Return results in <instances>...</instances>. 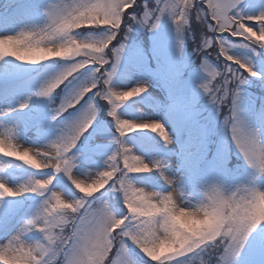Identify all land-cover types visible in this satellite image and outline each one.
Listing matches in <instances>:
<instances>
[{
  "label": "snow or ice",
  "instance_id": "6c2138e0",
  "mask_svg": "<svg viewBox=\"0 0 264 264\" xmlns=\"http://www.w3.org/2000/svg\"><path fill=\"white\" fill-rule=\"evenodd\" d=\"M250 7L257 5L245 0H155V7L151 0L142 6L139 0H9L0 11V264H137L133 248L142 254L140 264H251L242 259L245 253L264 256V220L241 217H225L211 235L151 254L149 233L157 224L164 230L157 217L174 205L173 191L187 197L186 206H193V198L179 179L167 174L164 160L145 159L126 140L149 130L164 145L172 142L161 120L141 118L145 106L156 107L149 89L159 82L169 94L163 108L194 102L201 93L217 111L230 104L224 125L236 149L249 159L241 146L245 127L239 101L248 77L264 81V71L254 70L253 64V58L264 61V0H258L256 12ZM165 17L175 33V58L151 64L141 53L122 81L133 73L142 78L117 86L123 55L139 51L130 33L134 28L157 32ZM189 38L199 62L195 70L185 53ZM21 44L76 47L68 55L56 51L32 61L13 47ZM235 49L252 56H239ZM25 64L40 66L39 80L21 100L25 81L19 66ZM58 89L64 95L55 103ZM33 98L48 102L49 123L58 121L54 127L34 119L29 111ZM94 101L106 109L107 125L97 121ZM129 101L136 118L121 111ZM27 132L33 139L26 144L22 133ZM108 144L115 148L104 154L102 166L92 167ZM255 163L264 164V148ZM14 167L31 171L21 180ZM151 173L158 174L164 189L151 186L153 178L146 175ZM227 175L221 164L209 178L212 206H231L222 195ZM134 196L153 205L151 218L130 207ZM229 221L241 234L242 247L232 242L225 227Z\"/></svg>",
  "mask_w": 264,
  "mask_h": 264
},
{
  "label": "rangeland",
  "instance_id": "374dc122",
  "mask_svg": "<svg viewBox=\"0 0 264 264\" xmlns=\"http://www.w3.org/2000/svg\"><path fill=\"white\" fill-rule=\"evenodd\" d=\"M8 2L9 0H0V11L4 10ZM139 3L142 6L144 0H139ZM151 3L155 7V0H151ZM245 3L257 5V7H250L249 11L256 12L258 10V0H245ZM130 39L135 41L139 51H126L123 55L121 65L118 68V74L114 80L119 87L131 86L137 79L142 78L139 73H133L129 78L122 81V76L128 69L136 65L139 54L142 53L151 64H156L157 62L165 64L175 58V33L173 25L168 21L167 17L163 19L157 32L134 28L130 33ZM234 51L242 57L252 56L251 52L246 49H235ZM185 53L192 61V69L195 70L199 62L195 59V54L192 50H187L186 40ZM212 57L214 56L212 55ZM253 64L254 70L264 71V61L253 58ZM0 67H3V65L0 64ZM12 67L15 66L13 65ZM19 67L20 71L24 74L22 79L25 81L23 91L19 95V99L22 100L38 82L39 78L36 77V70L40 66L25 64ZM32 77H35V79H32ZM245 85L249 90L252 89V92L248 90L243 93L242 90V99L239 101V118L243 121L245 128L258 130L261 142L264 143V96L255 95V93L262 95L260 92L264 91V81L255 77H248V83ZM149 92L155 98L156 107L145 106L141 118L150 117L161 120L168 128L172 136V142L164 145L160 138L149 130L134 132L137 135L134 137L129 135L126 137V140L130 145H135L136 151L139 154L144 156L145 159L159 158L164 160L166 162L167 174L173 177L174 180L179 179L181 181L179 186L184 187L193 199L198 196V189L201 185L209 182L210 176L218 165L222 164L225 170L230 165L234 168L233 173L229 175V179L226 178L224 180L228 184L240 182L248 175L249 170L245 167L246 165L239 151L231 142L230 133H228L224 125L225 117L231 115L229 112L230 104L224 105L217 111L215 107L208 103L207 97L201 93L194 102L185 100L179 105L163 108L160 106L167 104L169 96L164 87L159 82H156L149 89ZM63 95V91L58 89L53 94L54 102L59 103ZM94 103L97 106V121L107 125L109 118L107 117L106 109L103 113L104 118L102 119L101 112L99 111L100 108L103 110V107L100 105L101 102L94 101ZM131 103L132 101H129L121 111L131 118H136L139 114L135 111V108L128 107ZM29 111H32L35 120L44 123L49 128L54 127V124L58 123V121L49 123L48 102L46 100L38 101L33 98ZM107 135L108 133H105V136ZM22 137V142L26 144L30 143L33 139V133H22ZM212 143H215L217 147L214 155L207 161L205 157L208 155ZM114 148V144L104 146L102 154L94 157L95 162L91 166H102L104 154L112 151ZM237 161H243L245 166L240 165ZM12 171L19 179L23 180L27 178L31 170L23 167H14ZM146 175L153 178L152 187L159 190L165 188L158 174L151 173ZM261 186L264 187V182H261ZM28 203H31V201H28ZM110 203L115 207L113 200L110 199ZM137 253L138 249L133 248L131 255L136 259L137 264H140L142 254L137 255ZM242 259L250 260L251 264H261L264 261V256L257 253L249 257L245 253ZM197 264H200L199 260H197Z\"/></svg>",
  "mask_w": 264,
  "mask_h": 264
},
{
  "label": "clouds",
  "instance_id": "9594fccd",
  "mask_svg": "<svg viewBox=\"0 0 264 264\" xmlns=\"http://www.w3.org/2000/svg\"><path fill=\"white\" fill-rule=\"evenodd\" d=\"M197 0H191L195 3ZM19 55L27 59L36 61L41 57L49 55L51 52L60 51L62 55H68L74 48L55 47L51 49H43L40 47H29L27 45H13ZM4 45L0 44V51ZM241 146L249 153V159L245 160L244 154L240 151V155L248 169L252 174L247 175L243 180L235 184H228L222 181V195L224 200H228L231 206L217 203L212 206L207 193L208 184H203L198 189V196L192 199L193 206H186L187 197H181L178 192L173 191L174 205L166 206L165 212L161 213L158 220L165 224L164 230H161L160 224H157L152 232L149 233V249L151 254H156L162 248H171L181 246L186 239L200 235H211L213 229L225 217H241L245 220L255 219L257 221L264 220V164L257 166L255 161L258 159L260 149L264 148L258 130L245 128L241 133ZM249 189H253L250 192ZM146 191H148L146 189ZM254 193L261 194L257 198ZM200 203L203 210L197 209L194 205ZM139 209L140 213L146 218L153 215V205L146 203L142 196H134L133 203L130 206ZM167 217V220H164ZM230 232V238L239 247L243 246L241 234L235 227H232L231 221L225 225ZM197 264V262H196ZM201 264V262H200ZM206 264V262H204Z\"/></svg>",
  "mask_w": 264,
  "mask_h": 264
},
{
  "label": "trees",
  "instance_id": "16d2710c",
  "mask_svg": "<svg viewBox=\"0 0 264 264\" xmlns=\"http://www.w3.org/2000/svg\"><path fill=\"white\" fill-rule=\"evenodd\" d=\"M186 48H187V50H192V52H193V41H192V39L191 38H189V39H186ZM212 55L215 57H212ZM209 59L211 60V61H213L214 63H215V60H216V56H215V53H211V55H210V57H209ZM252 87V86H251ZM241 99H242V95H241ZM102 103V102H101ZM100 103V105H101V107H103V104H101ZM230 106V105H229ZM99 111L101 112V115H102V118H104L103 116H104V111H105V108L103 107V110H101V108L99 109ZM137 134H135V133H132V134H130V136H132V137H134V136H136ZM216 144L215 143H212L211 144V146H210V150L211 149H213L214 151V153H215V149H216ZM214 155V154H213ZM213 259H214V257H213Z\"/></svg>",
  "mask_w": 264,
  "mask_h": 264
}]
</instances>
